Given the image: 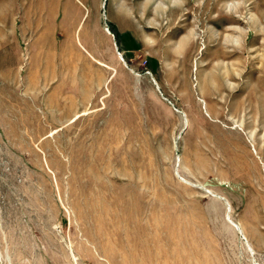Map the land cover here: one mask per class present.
<instances>
[{"label":"rangeland","instance_id":"rangeland-1","mask_svg":"<svg viewBox=\"0 0 264 264\" xmlns=\"http://www.w3.org/2000/svg\"><path fill=\"white\" fill-rule=\"evenodd\" d=\"M0 264H264V0H0Z\"/></svg>","mask_w":264,"mask_h":264},{"label":"bare ground","instance_id":"bare-ground-1","mask_svg":"<svg viewBox=\"0 0 264 264\" xmlns=\"http://www.w3.org/2000/svg\"><path fill=\"white\" fill-rule=\"evenodd\" d=\"M169 1H171V0H169ZM229 40V37H227V39H226V41H228ZM118 55H119V57H120V59L122 60V58H121V55L118 53ZM225 59V58H224ZM220 60H223L222 58L220 59ZM123 61V60H122ZM185 120V119H184ZM185 122V121H184ZM186 123V122H185Z\"/></svg>","mask_w":264,"mask_h":264}]
</instances>
